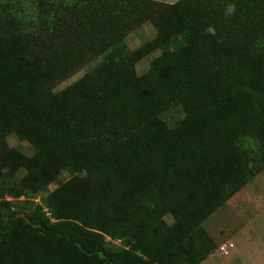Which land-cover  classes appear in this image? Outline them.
<instances>
[{
  "label": "trees",
  "instance_id": "1",
  "mask_svg": "<svg viewBox=\"0 0 264 264\" xmlns=\"http://www.w3.org/2000/svg\"><path fill=\"white\" fill-rule=\"evenodd\" d=\"M2 1L0 19L12 22L0 20V142L13 133L36 152L4 166L10 179L20 167L26 175L1 183L0 197L38 194L60 173L73 176L28 212L1 201L0 264L203 260L215 247L203 220L264 167V47L217 23L206 0H182L168 26L170 56L154 57L135 81L129 67L141 54L109 40L100 93L79 100L74 85L44 90L38 54L81 40L86 20L111 27L110 13L128 15L135 0ZM132 18L128 27L140 17ZM174 105L184 116L169 126L161 115ZM83 174L93 179L88 188ZM178 203L184 214L155 229Z\"/></svg>",
  "mask_w": 264,
  "mask_h": 264
},
{
  "label": "rangeland",
  "instance_id": "2",
  "mask_svg": "<svg viewBox=\"0 0 264 264\" xmlns=\"http://www.w3.org/2000/svg\"><path fill=\"white\" fill-rule=\"evenodd\" d=\"M141 1L153 5L157 10L160 7L161 9L155 11L146 8ZM135 2L137 6L132 8L133 12L128 11V15H122L118 9L115 10L118 13L115 11L110 13L111 27H108L105 21L100 20L102 22L100 23L97 19L96 22V18H93L91 24L86 20L82 24L85 36L81 40L74 35L64 50L54 45L43 49L38 54L37 80L44 90H60L74 85L79 100H90L97 96L101 90L100 79L103 74L104 58L110 47L118 46L120 39L129 51L141 54V57L129 67V76L132 80L136 81L149 71L150 62L154 57L170 56L173 46L168 26L171 20L181 17L182 0H135ZM5 3L0 0V14ZM205 5L217 23L237 30L245 29L254 44L264 47V0H206ZM230 5L234 8L232 13L228 12ZM141 8L143 13H140ZM134 15L140 18L135 19L136 24L128 27L129 24L125 22L133 20ZM1 18L0 20L8 23L12 22V17ZM69 23L72 26L77 25L72 21ZM109 40H113L110 47L106 45ZM80 48L81 52H76ZM30 50L35 51L32 48ZM183 116L182 107L174 105L163 112L161 118L169 126H173ZM35 152L36 149L28 141L19 139L13 133L6 135L0 142V184L6 187L11 184L18 185L20 179L26 175V170L20 167L10 179L6 176L4 166L9 162L15 164L16 157L21 161L31 158ZM72 176L73 174L62 172L47 185L46 190L17 198L6 195L0 197V203L4 201L10 203L11 209L28 212L40 203L42 194L52 191L59 183ZM92 184L93 179L83 174L81 186L88 188ZM214 205L201 225L215 247L197 264H264V167L241 187L239 185L229 198ZM184 212L183 204H176L168 214L155 223L154 228H165L174 219H179ZM106 244L112 248L123 246L120 240L110 238H106ZM224 244L231 245L228 254L220 250Z\"/></svg>",
  "mask_w": 264,
  "mask_h": 264
},
{
  "label": "built area",
  "instance_id": "3",
  "mask_svg": "<svg viewBox=\"0 0 264 264\" xmlns=\"http://www.w3.org/2000/svg\"><path fill=\"white\" fill-rule=\"evenodd\" d=\"M230 247H231V245H226V244H224V245H222L221 247H220V250H223V253L224 254H228V252H229V250H230Z\"/></svg>",
  "mask_w": 264,
  "mask_h": 264
},
{
  "label": "clouds",
  "instance_id": "4",
  "mask_svg": "<svg viewBox=\"0 0 264 264\" xmlns=\"http://www.w3.org/2000/svg\"><path fill=\"white\" fill-rule=\"evenodd\" d=\"M233 10H234L233 6L230 5V6L228 7V12H229V13H232Z\"/></svg>",
  "mask_w": 264,
  "mask_h": 264
}]
</instances>
